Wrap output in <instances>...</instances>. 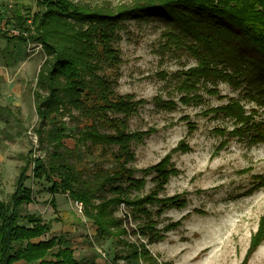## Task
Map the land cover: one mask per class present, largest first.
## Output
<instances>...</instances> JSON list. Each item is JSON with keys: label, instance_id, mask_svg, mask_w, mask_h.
<instances>
[{"label": "trees", "instance_id": "trees-1", "mask_svg": "<svg viewBox=\"0 0 264 264\" xmlns=\"http://www.w3.org/2000/svg\"><path fill=\"white\" fill-rule=\"evenodd\" d=\"M18 1H35L38 12L27 17L17 5L11 22L14 32L0 29V38L21 45L36 43L46 55L34 92L39 121L35 131L40 149L50 145L53 151L46 161L30 152L16 180L15 192L7 202L0 200V264H85L76 258L64 235L36 242L51 232L54 222L40 215L24 214L26 205L35 204L33 191L26 186L32 167L35 179L47 177L53 181V195L61 192L83 205V213L93 223L99 239L112 240L123 247V255L115 261L158 264L148 246L161 243L165 234L182 222L159 229V221L148 206H158V217L167 210L187 206V200L180 196L160 195L170 179L178 175L173 156L186 154L191 148L184 140L154 166L140 171L131 166L136 161L133 142L153 131H129V118L144 101H135L132 95L117 96L116 78L105 74L107 69L122 64L121 53L114 46L118 32L127 20L158 19L173 29L166 45L185 47L197 60L194 68L183 72L182 104L190 105L199 98L196 91L201 84L221 81L235 90L246 82L251 100L264 106V0H133L131 6L116 10L73 0ZM208 92L218 94L216 89ZM174 106L173 102L165 104L168 108ZM216 111L234 120L230 137L248 134L251 144L264 145V119L256 121L257 111L248 115L235 101ZM70 124L75 127L73 134L68 133ZM190 129L192 133L196 127ZM227 144L223 142L218 150ZM81 147L91 151L110 149L114 166L97 167L86 176L71 162ZM138 172L153 174L154 187L146 196L132 197V192H140L146 186L145 178H135ZM257 179L264 186V177ZM123 204L129 214L118 217ZM51 206L56 209L54 200ZM130 216L134 221L146 220L144 226L129 227ZM132 237H138L137 241H132ZM263 241L264 217L252 237L248 257Z\"/></svg>", "mask_w": 264, "mask_h": 264}, {"label": "rangeland", "instance_id": "rangeland-1", "mask_svg": "<svg viewBox=\"0 0 264 264\" xmlns=\"http://www.w3.org/2000/svg\"><path fill=\"white\" fill-rule=\"evenodd\" d=\"M73 1L107 10L133 4V0ZM17 5L27 17L38 12L35 1L0 0L1 30H14L11 22ZM171 30L158 19L123 22L114 45L121 53L122 64L105 72L109 78H116L117 96L132 95L135 101H144L130 116L129 131H153L143 140L133 142L136 155L133 168L140 171L156 165L181 141L186 140L191 148L186 154L173 156L178 175L170 179L160 195V198L180 196L187 200V206L167 210L161 217L156 214L157 205L148 206L159 221V229L179 221L181 226L166 233L161 243L148 248L158 264H264V241L248 257L252 237L264 217V186L257 179L264 177V145L251 144L248 134L230 137L234 120L216 111L235 101L248 115L257 111L258 122L264 119V106L251 100L246 82L235 90L221 81L201 84L196 91L199 98L190 105L182 104L183 72L194 68L197 60L185 47L166 45ZM45 60L42 47L36 43L21 45L0 38V200L4 202L15 192L27 155L32 152L33 157L46 161L53 151L50 145L40 149L35 131L39 121L34 92ZM215 89L217 95L208 92ZM168 102L175 106L165 107ZM190 126L196 127L192 133ZM74 131V124H70L68 133ZM226 141L227 146L218 150ZM110 152L101 147L92 151L81 147L71 162L88 176L97 167L114 166ZM28 174L26 186L32 189L35 204L26 205L24 214L40 215L54 222L51 232L36 242L64 235L70 240L76 258L85 264H128L125 260L115 261L123 255V247L112 240L99 239L93 223L66 194L51 193L50 178L35 179L33 167ZM135 178H145L146 186L140 192H132V197L148 195L154 187L153 174L145 176L138 172ZM52 200L56 209L51 206ZM127 214L129 209L120 206L116 215ZM145 222L129 217L132 229L144 226ZM22 224L26 222L22 220Z\"/></svg>", "mask_w": 264, "mask_h": 264}, {"label": "built area", "instance_id": "built-area-1", "mask_svg": "<svg viewBox=\"0 0 264 264\" xmlns=\"http://www.w3.org/2000/svg\"><path fill=\"white\" fill-rule=\"evenodd\" d=\"M75 204L80 209V212L83 213V211H84L83 205L81 203H75ZM121 206L125 207L124 204ZM123 211H125V208L123 209Z\"/></svg>", "mask_w": 264, "mask_h": 264}]
</instances>
